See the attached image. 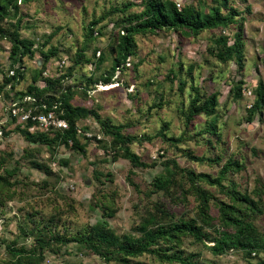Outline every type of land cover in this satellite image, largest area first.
<instances>
[{"label":"trees","instance_id":"trees-1","mask_svg":"<svg viewBox=\"0 0 264 264\" xmlns=\"http://www.w3.org/2000/svg\"><path fill=\"white\" fill-rule=\"evenodd\" d=\"M31 1L33 0H0V40H6L10 44L9 72L13 71L12 74L3 76L0 91H4L6 95L13 91V100L18 101V107H23L25 111L30 109L32 114L54 111L58 118L67 122L68 127L57 130H30V126L34 124L31 119L15 124L12 131L19 132L29 144L45 145L52 151L62 144L85 154L86 144L81 143L79 134L82 132L86 135L88 126H79L78 121L92 116L99 124L102 136L91 135L90 139L95 140L103 149L111 151L113 159H127L132 168L156 166V160L147 162L130 147L134 141L150 140L151 135L124 133L126 125L113 124L108 117H100L98 104L88 107L71 102L74 95L87 96L88 90L98 81L103 84L111 83L115 70L124 68L129 58L136 54L139 35H152L161 30L198 35L204 30L225 28L233 24L237 30L233 32L231 41L226 35L216 36L213 39L215 46L212 52L222 62L234 60L240 67L243 66L244 40L241 21L244 16L236 17L243 10H239L232 0H212L216 3L214 5L205 0H195V5L184 4L180 8L175 0H140L138 3L131 0H110L107 8L104 6L98 15L93 14L85 24L84 38L81 44L76 45V50L70 57L71 64L66 66L64 71L59 69L57 76L44 74L47 62L60 51V45L51 43L60 26L57 30L39 36H22L20 25L26 13L20 12V4ZM133 6L141 8L137 11L130 10ZM246 8L249 11V7ZM7 19L14 21L5 25L4 21ZM105 21L112 24V41L108 45L113 53L110 70L96 76L92 70L84 78L82 86L68 83V79L75 76L77 66L94 63L97 67L104 61L103 48L101 50L94 47L91 56L86 55V51L89 43L96 39L94 32L98 36L103 35V29L107 25ZM97 50L99 54L95 58ZM36 53L40 56L35 67H26L30 73V82L24 90H17L16 84L25 78L23 59L33 58ZM136 65L134 63L135 68ZM181 69L182 64L178 70L170 68L167 78L171 82L176 79L178 89L183 93L187 78L183 77ZM191 70L192 65L187 71L190 73ZM39 80L44 84H38ZM241 83L240 80L233 87L235 97L241 94ZM189 88L191 92L187 106L182 104L180 107L183 131L179 135L169 134V122L164 121L155 135L167 143L165 151L172 147L181 149L178 151L188 159L199 163L206 161L208 165L219 167L216 173L212 174L197 171L191 166H183L176 157H168L160 162L163 169L143 188L131 177L134 171L129 170L126 180L132 187V192L138 195L140 200H144L142 203L137 201L132 204L135 218L129 231L118 232L108 222L107 218L116 213L115 199L119 197L116 187L110 189L106 184V181H112L109 171L103 172L92 163L93 179L97 182V187L89 199V209L101 207L100 218L93 223L74 226L67 218L75 216L76 200L66 197L68 201L63 199V204H57V196L53 199L47 193L49 191L57 195L54 185L59 180L60 172L47 162L37 160L34 153H38L39 148L25 147L23 156L20 157H25L23 159H27L31 167L42 170L44 178L36 182L27 181L28 174L21 178L15 177L20 175V160L12 159L11 150L0 151V218L5 214L3 206L8 201L25 200L18 208L22 214L17 216V224L19 237L23 241L29 240L27 245V242L19 243V238L7 241L0 237V244L4 245L8 255L6 259L1 260L2 264H43L46 252H51L57 257L78 252L94 254L112 264H147L136 259L144 254H149L152 260L163 264H203L204 261H199V251L185 252L183 246L188 239L193 245L205 247L213 256L222 255L229 250L240 251L249 264H264V231L256 224L264 213V185L260 179H256L251 189L238 188L239 185L230 176L244 169L245 164L241 155L237 156L233 152L227 155L223 130L220 127L221 116L217 109L218 93L205 94L192 83ZM256 93L257 96L248 109L250 118L264 101L261 84L257 86ZM25 96H30V99L26 100ZM7 112L6 116H10L11 108ZM20 113L11 115L8 122L6 120L1 124L0 140L8 134L6 124L16 122ZM199 116H204V121L194 123ZM192 125L193 134L189 136L187 132ZM106 136L110 139L105 140ZM192 137L195 142L203 141L212 149L216 148L217 152L212 154L209 149V154L195 155L190 148H180V145ZM59 162L61 166L68 165L66 158H61ZM50 179L54 180L53 183ZM44 196L45 198L41 199ZM39 199L44 201V206L49 205L50 208L45 210L43 205L37 206ZM174 206H183L185 209L177 214L172 208ZM71 243H74L75 251L69 249Z\"/></svg>","mask_w":264,"mask_h":264},{"label":"rangeland","instance_id":"rangeland-1","mask_svg":"<svg viewBox=\"0 0 264 264\" xmlns=\"http://www.w3.org/2000/svg\"><path fill=\"white\" fill-rule=\"evenodd\" d=\"M110 0H33L29 3L20 4V12L26 13L22 17L20 34L22 36H39L43 33H50L57 30L51 43L60 45L58 55L51 58L46 66L44 74L57 76L59 69L64 71L66 66L71 64L70 57L76 50V45L81 44L84 38L85 24L91 16L98 15L103 7L109 5ZM121 2L123 0H114ZM138 3L140 0H131ZM182 7L184 4H196L195 0H175ZM209 4H216L212 0H205ZM239 10H243L237 18L243 17L241 21L243 40H244V59L243 66L240 67L234 60L222 62L213 54L215 43L213 39L220 34L226 35L231 41L232 34L237 27L233 24L225 28H214L204 30L198 35H185L179 31L161 30L156 34H146L138 36V48L136 54L129 58L124 68L116 69L112 76V82L103 84L100 81L94 84L93 88L88 90V95L83 97L80 94L74 95L71 102L73 104H83L97 109L102 119L109 118L113 124L126 125L124 133L148 134L150 140L142 142L134 141L130 144L131 149L139 154L143 160L152 162L156 160L157 165L151 168L131 167L127 159L119 157L113 159L111 151L103 149L99 144L90 139L91 135L102 136L97 121L89 116L86 119L78 121L79 126H88L85 134L81 132L79 138L81 143H85V154L75 151L68 146L59 145L52 151L45 145L29 144L23 136L16 131H12L16 122L6 124L8 134L0 140V151H12V159L20 160L22 168L20 175L23 177L28 174L27 181H38L44 178L42 170L33 168L29 165L27 159H23L24 148H39L36 155L40 162H47L53 169L60 172L59 180L54 187L55 193L47 192L51 198L57 196V204H63L66 197L76 200L75 216L67 218L72 225H81L93 223L100 218L101 207L89 209V199L97 187V182L93 179V167L96 164L97 169L112 174V181L106 184L110 189L115 188L119 192V197L115 199L117 206L116 213L109 217L110 226L115 227L118 232L129 231L134 220V209L132 204L140 200L139 196L132 192V187L126 180L129 170L134 171L131 176L143 188L146 186L156 173L163 169L160 164L168 157H176L183 166H191L197 171H205L215 174L219 165H208L207 162L199 163L188 159L175 148H165L167 143L162 138L155 135L164 121L169 122V134L179 135L183 131V117L180 112L182 104L187 106L188 95L190 94L189 85L192 83L200 88V91L209 94L218 93L217 107L219 111L220 127L223 130L224 146L227 148V155L232 152L243 158L244 169L234 172L230 177L239 185V189H251L256 179H260L264 185V101L252 118H250L248 109L252 106L257 93V86L260 84L263 88L264 96V0H232ZM249 7V11L247 8ZM140 6H133L130 10H140ZM14 19L5 20L4 24L13 22ZM104 22V21H103ZM106 22V21H105ZM107 23V22H106ZM27 24V25H25ZM100 25V24H99ZM112 24L107 23L103 29V35L98 36L94 32L96 39L89 43L86 55H92V49L97 47L104 49L105 59L96 67L94 63L77 66L75 76L69 78L68 83L84 85V78L94 70V75H99L103 71L110 70V60L113 53L110 52L109 43L112 41L110 31ZM229 41V42H230ZM50 43V44H51ZM9 46L6 40H0V81L3 76L9 73ZM65 50V51H64ZM99 51H96L95 58ZM39 54L36 53L33 58H24L23 67L34 68ZM134 63L137 64L136 68ZM61 64L63 67H61ZM182 64L180 72L187 78V83L183 93L178 89V82L174 79L172 82L167 78L170 68L178 70ZM192 65L190 73L188 67ZM10 74V73H9ZM171 76V75H170ZM241 80L240 96L235 97L233 87ZM30 82V73L25 72V78L16 84L17 90H24ZM38 84H44L39 80ZM13 92V91H11ZM4 94L0 91V122L10 119L7 115V108L13 100V94ZM161 103L157 105V103ZM204 116H199L194 123H202ZM194 125L191 126L187 135L192 136ZM89 139H87V137ZM105 140L110 137L106 136ZM180 148H190L195 155L212 154L217 152L216 148H211L209 144L195 139L185 141ZM162 154V156H161ZM52 157L54 160H52ZM61 158H66L68 165H60ZM13 161L11 160V164ZM53 183V179H50ZM108 188V187H107ZM34 191L35 189L32 188ZM155 197V196H154ZM264 197V196H263ZM42 197L41 199H44ZM143 198V196H142ZM31 200L33 198H30ZM25 200H10L4 206L5 214L0 218V237L7 241L19 238V243L23 241L19 237V221L17 216L22 213L18 209ZM193 204V202H190ZM47 210L49 205L44 206V201H40L37 206ZM177 214L185 208L183 206L172 207ZM258 227L264 231V213L256 221ZM75 227H73L74 229ZM189 240V239H188ZM186 240L183 248L185 252L201 253L200 260L203 264H249L242 256L240 251L229 250L228 252L213 256L201 245H193ZM69 249L75 251L74 243H71ZM4 245L0 244V264L1 260L7 258ZM149 254L141 255L137 260H143L147 264H163L152 260ZM112 264L103 261L94 254H85L78 252L71 253L63 257H57L51 252L45 253L43 264ZM254 262V261H253ZM178 264V263H172Z\"/></svg>","mask_w":264,"mask_h":264},{"label":"built area","instance_id":"built-area-1","mask_svg":"<svg viewBox=\"0 0 264 264\" xmlns=\"http://www.w3.org/2000/svg\"><path fill=\"white\" fill-rule=\"evenodd\" d=\"M176 5L178 8H180V3L177 2ZM9 73L12 74L13 71L11 70ZM25 99L29 100L30 96H25ZM17 104H18L17 100L11 102L7 110L11 108V115H16L19 112H21L16 119V123L19 122L22 123L28 119L34 121V124L30 126V130H57V129H66L68 127L67 122L62 118H58L57 115L54 113V111H48L46 114L45 113L32 114L30 109L25 111L23 107H18ZM3 122H0V134L2 132L1 124Z\"/></svg>","mask_w":264,"mask_h":264}]
</instances>
